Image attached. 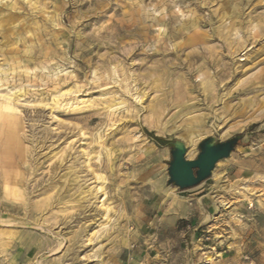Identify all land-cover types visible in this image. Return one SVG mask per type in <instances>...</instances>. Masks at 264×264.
Listing matches in <instances>:
<instances>
[{"label":"rangeland","instance_id":"1","mask_svg":"<svg viewBox=\"0 0 264 264\" xmlns=\"http://www.w3.org/2000/svg\"><path fill=\"white\" fill-rule=\"evenodd\" d=\"M0 78V264H264V0H0Z\"/></svg>","mask_w":264,"mask_h":264},{"label":"water","instance_id":"2","mask_svg":"<svg viewBox=\"0 0 264 264\" xmlns=\"http://www.w3.org/2000/svg\"><path fill=\"white\" fill-rule=\"evenodd\" d=\"M239 144H241V135H235L222 142L207 137L199 142L196 158L187 159L184 143L179 140L172 142L167 168L168 184L180 190L198 185L211 175L215 164L227 158Z\"/></svg>","mask_w":264,"mask_h":264},{"label":"bare ground","instance_id":"3","mask_svg":"<svg viewBox=\"0 0 264 264\" xmlns=\"http://www.w3.org/2000/svg\"><path fill=\"white\" fill-rule=\"evenodd\" d=\"M227 17H229V16H227ZM234 22H232L231 23V26L233 27L234 26ZM42 64H44V63H42ZM3 68V67H2ZM42 68H44V67H42ZM48 68V67H47ZM56 69V68H55ZM114 69V68H113ZM6 70V69H5ZM42 69H40V71H41ZM46 70V69H45ZM7 71V70H6ZM5 71V72H6ZM57 71V70H56ZM112 71H114V70H112ZM50 72V71H49ZM58 72V71H57ZM47 74H49V73H47ZM53 74V73H52ZM51 74V75H52ZM5 76V75H4ZM3 77V76H2ZM1 77V78H2ZM6 77V76H5ZM51 77H53V76H51ZM0 78V82H1V79ZM143 94V93H142ZM138 97V96H137ZM141 97V96H140ZM139 97V98H140ZM141 99V98H140ZM19 100V97L18 96H14L13 95V93L12 92H10V94L9 93H4V94H0V114L2 113V112H8V113H13V112H15L16 110H17V106H16V102ZM139 100V99H138ZM20 135V134H19ZM21 137V136H20ZM23 148L25 149V147L23 146ZM25 151V150H24ZM189 154V153H188ZM193 155V154H192ZM188 156V155H187ZM20 178H21V176H20ZM17 179V178H16ZM20 180V179H19ZM11 196L13 197V198H20V196H21V192H20V190L18 189V187L17 186H14L12 189H11ZM45 198H47V197H45ZM47 202V201H46ZM37 203V202H36ZM38 225V224H37ZM36 225V226H37Z\"/></svg>","mask_w":264,"mask_h":264},{"label":"trees","instance_id":"4","mask_svg":"<svg viewBox=\"0 0 264 264\" xmlns=\"http://www.w3.org/2000/svg\"><path fill=\"white\" fill-rule=\"evenodd\" d=\"M154 139H155V141L157 142V143H159V144H165L166 142L162 139V138H160V137H153Z\"/></svg>","mask_w":264,"mask_h":264}]
</instances>
